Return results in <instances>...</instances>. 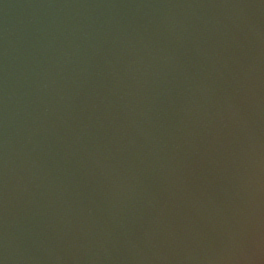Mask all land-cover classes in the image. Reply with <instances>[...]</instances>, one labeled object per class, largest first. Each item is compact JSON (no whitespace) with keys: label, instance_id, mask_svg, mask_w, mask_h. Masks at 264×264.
<instances>
[{"label":"water","instance_id":"obj_1","mask_svg":"<svg viewBox=\"0 0 264 264\" xmlns=\"http://www.w3.org/2000/svg\"><path fill=\"white\" fill-rule=\"evenodd\" d=\"M0 264H264V0H0Z\"/></svg>","mask_w":264,"mask_h":264}]
</instances>
